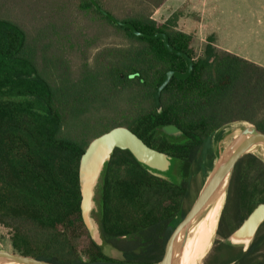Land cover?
Masks as SVG:
<instances>
[{
    "label": "trees",
    "instance_id": "trees-1",
    "mask_svg": "<svg viewBox=\"0 0 264 264\" xmlns=\"http://www.w3.org/2000/svg\"><path fill=\"white\" fill-rule=\"evenodd\" d=\"M41 1L49 5L30 19L0 0V225L15 252L50 263L155 264L196 196L210 135L237 120L264 132V67L219 50L212 37L196 55L176 14L163 22L151 17L166 0H95L141 32L165 33L192 58L191 74L171 78L157 111L152 93L165 72L186 69L182 57L160 38L114 24L89 0ZM167 124L183 136L161 132ZM119 125L172 156V180L150 174L128 150H114L96 213L103 243L121 254L111 257L83 224L78 165L90 140ZM260 202L264 163L247 153L234 166L204 264H264V222L245 252L223 242Z\"/></svg>",
    "mask_w": 264,
    "mask_h": 264
},
{
    "label": "water",
    "instance_id": "water-1",
    "mask_svg": "<svg viewBox=\"0 0 264 264\" xmlns=\"http://www.w3.org/2000/svg\"><path fill=\"white\" fill-rule=\"evenodd\" d=\"M93 7L101 14L106 16L116 25L127 27L130 32L137 36L147 38H160L164 47L171 53L182 57L185 61L184 71L169 70L164 73L161 83L152 93V98L157 111L161 110L160 94L172 77L186 79L192 72L193 60L183 51L174 48L169 43L168 36L163 32L148 34L136 29L128 22L118 20L115 16L101 8L95 0H89ZM237 123H244L238 126V132L226 139L221 136L224 129ZM161 132L170 138L178 139L183 136V131L178 127L167 124L161 127ZM216 141V156L213 159L208 173L204 176L203 184L196 198L191 204L184 218L178 221L174 231L166 242L162 258L155 264H174L175 251L184 245L190 229L200 221L208 211L212 202L224 195L223 205L227 196L230 180L236 162L245 154L251 153L264 161L256 154L257 150H264V132L259 130L256 125L246 120H237L221 126L213 132L209 139ZM213 144V143H212ZM115 149L128 150L131 155L145 169L158 178L171 181L168 171L172 164V156L149 147L141 138L126 126H115L108 131L94 137L86 146L81 154L78 165V184L80 191V212L83 224L91 240L98 246L103 245L100 225L96 218L99 210L98 193L99 185L103 173ZM222 205V208H223ZM221 208V210H222ZM221 214V211H220ZM219 214V217H220ZM218 217V221H219ZM179 215L175 216V220ZM218 221L215 227L216 234ZM264 222V202L258 203L241 224L233 230L223 242L233 247H239L245 252L254 239V236ZM212 246L209 247L203 259L208 254ZM197 264H203V259ZM235 260L219 264H235ZM0 264H54L47 261L36 259L32 256L19 254L15 251H8L0 248Z\"/></svg>",
    "mask_w": 264,
    "mask_h": 264
},
{
    "label": "rangeland",
    "instance_id": "rangeland-1",
    "mask_svg": "<svg viewBox=\"0 0 264 264\" xmlns=\"http://www.w3.org/2000/svg\"><path fill=\"white\" fill-rule=\"evenodd\" d=\"M1 1L4 2V0ZM7 1L11 12L30 19L36 18L49 5L41 0ZM42 5L45 7L43 8ZM121 9L127 10L126 8ZM174 14H176V28L193 36L192 46L196 55L201 54L208 37H212L215 47L216 43H222L244 50L249 55L257 56L261 60L264 59V0H166L152 12L151 17L156 21L163 22ZM32 22L35 23L36 28L41 26L38 21ZM95 106H98L95 107L97 112L108 115L107 119L110 118V112L102 109L100 103ZM220 138L215 137L214 140L213 137V144L208 139L206 146L203 147L202 166L195 181L196 196L202 187L204 176L208 173L216 156L215 143ZM216 237L214 234L211 246ZM0 248L14 251L10 244V230L1 225ZM102 250L108 256L121 257L120 252L112 249L110 245H102Z\"/></svg>",
    "mask_w": 264,
    "mask_h": 264
},
{
    "label": "bare ground",
    "instance_id": "bare-ground-1",
    "mask_svg": "<svg viewBox=\"0 0 264 264\" xmlns=\"http://www.w3.org/2000/svg\"><path fill=\"white\" fill-rule=\"evenodd\" d=\"M243 124L237 123L229 126L222 131L221 136L227 139L236 134L238 132L237 127ZM210 141L214 143L211 138ZM256 154L264 161V150H257ZM223 200L224 195L216 198L205 216L190 229L184 245L175 251L174 264H194L206 254L213 240Z\"/></svg>",
    "mask_w": 264,
    "mask_h": 264
},
{
    "label": "crops",
    "instance_id": "crops-1",
    "mask_svg": "<svg viewBox=\"0 0 264 264\" xmlns=\"http://www.w3.org/2000/svg\"><path fill=\"white\" fill-rule=\"evenodd\" d=\"M216 47L219 49H222L224 51L230 52L234 55H237L238 57H241L251 63H254L256 65L264 67V59H260L257 56L249 55L248 53L244 52V50L238 49V48H232L228 45L222 44V43H216ZM204 261V260H203ZM204 264V262H203Z\"/></svg>",
    "mask_w": 264,
    "mask_h": 264
},
{
    "label": "flooded vegetation",
    "instance_id": "flooded-vegetation-1",
    "mask_svg": "<svg viewBox=\"0 0 264 264\" xmlns=\"http://www.w3.org/2000/svg\"><path fill=\"white\" fill-rule=\"evenodd\" d=\"M103 245H104V243H103ZM111 247V246H110ZM112 249H114L113 247H111ZM115 250V249H114ZM119 252V251H118ZM204 262V261H203Z\"/></svg>",
    "mask_w": 264,
    "mask_h": 264
}]
</instances>
